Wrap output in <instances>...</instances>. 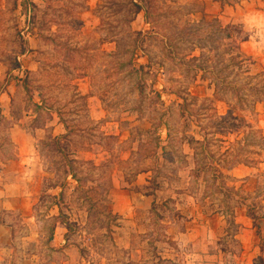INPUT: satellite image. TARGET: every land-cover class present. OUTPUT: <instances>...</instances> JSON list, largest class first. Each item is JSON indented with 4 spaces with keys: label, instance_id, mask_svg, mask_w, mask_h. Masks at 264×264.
Masks as SVG:
<instances>
[{
    "label": "rangeland",
    "instance_id": "1",
    "mask_svg": "<svg viewBox=\"0 0 264 264\" xmlns=\"http://www.w3.org/2000/svg\"><path fill=\"white\" fill-rule=\"evenodd\" d=\"M240 1L0 0V92L47 177L8 264H186L194 205L235 235L225 168L264 158V71L219 11Z\"/></svg>",
    "mask_w": 264,
    "mask_h": 264
},
{
    "label": "crops",
    "instance_id": "2",
    "mask_svg": "<svg viewBox=\"0 0 264 264\" xmlns=\"http://www.w3.org/2000/svg\"><path fill=\"white\" fill-rule=\"evenodd\" d=\"M219 11L223 12V21L240 22L252 34L245 48L264 71V0H243L235 8L226 6ZM210 13L217 12L210 10ZM7 87L0 92V264H8L13 259L14 217L34 223L30 218L32 209L47 193L44 188L47 177L36 153L35 140L28 132L29 117L14 115L10 104L17 92L16 85ZM59 122L58 119L62 128L57 125L58 135H65V126ZM257 128L264 133V113L258 117ZM228 175L238 182L237 189L245 199L234 217L238 231L228 236L222 218L208 217L195 205L190 206L185 230L177 239L180 247H187L186 264H264V249H261L264 245V158L258 167L239 165ZM62 224L51 232L52 236L55 232L54 244L62 245L68 238L67 228ZM235 241L234 251L222 248V242L230 246Z\"/></svg>",
    "mask_w": 264,
    "mask_h": 264
},
{
    "label": "trees",
    "instance_id": "3",
    "mask_svg": "<svg viewBox=\"0 0 264 264\" xmlns=\"http://www.w3.org/2000/svg\"><path fill=\"white\" fill-rule=\"evenodd\" d=\"M191 141L194 142L193 139H192ZM233 157H234V156H233ZM233 159H235V158H233ZM220 161L223 162V163H226V164H227L229 160H228V158H226V159H222V160H220ZM230 164H231V165H228V164H227L228 166H227V168H225L226 171H230V170L234 169L235 167H237V166H239V165H249V164L247 163L246 160H243V159H240V158H239L238 160H236V162H232V163H230ZM200 168H202V167H200ZM221 177H222L223 179L227 178L226 175H225V176H224V175H223V176L221 175ZM224 205H226V204L224 203ZM225 207H226V206H225ZM230 208H231V207H226L225 210H227V211L229 212ZM225 210H224V212H225ZM230 214H232V210H230ZM232 218H233V221H234V215H233ZM233 223H234V222H233ZM261 249H262V250L264 249V245H263V244L261 245Z\"/></svg>",
    "mask_w": 264,
    "mask_h": 264
}]
</instances>
